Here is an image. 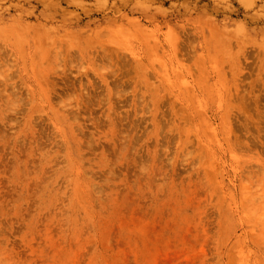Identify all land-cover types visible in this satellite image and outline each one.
<instances>
[{
	"label": "rangeland",
	"instance_id": "obj_1",
	"mask_svg": "<svg viewBox=\"0 0 264 264\" xmlns=\"http://www.w3.org/2000/svg\"><path fill=\"white\" fill-rule=\"evenodd\" d=\"M0 264H264V0H0Z\"/></svg>",
	"mask_w": 264,
	"mask_h": 264
}]
</instances>
